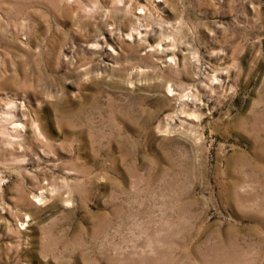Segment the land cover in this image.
<instances>
[{"label": "rangeland", "instance_id": "rangeland-1", "mask_svg": "<svg viewBox=\"0 0 264 264\" xmlns=\"http://www.w3.org/2000/svg\"><path fill=\"white\" fill-rule=\"evenodd\" d=\"M0 264H264V0H0Z\"/></svg>", "mask_w": 264, "mask_h": 264}]
</instances>
